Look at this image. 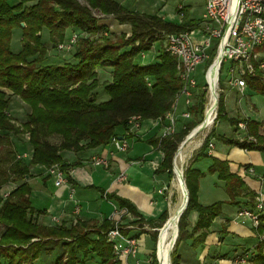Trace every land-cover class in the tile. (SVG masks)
I'll list each match as a JSON object with an SVG mask.
<instances>
[{
    "label": "trees",
    "instance_id": "1",
    "mask_svg": "<svg viewBox=\"0 0 264 264\" xmlns=\"http://www.w3.org/2000/svg\"><path fill=\"white\" fill-rule=\"evenodd\" d=\"M85 1L87 6L76 0H17L15 5L0 0V143L4 140L10 142L8 133L15 136L28 133L31 146V158L27 163L16 158L10 150H6L1 159L9 165L1 171L0 184L11 181L16 186L4 198L0 193V264H47V259L51 264H89L92 260L97 264H119L106 238V232L114 226L111 219H104L100 224L76 219V223L69 227L65 222L39 223L34 214L45 212L36 211L31 206V188L25 178L30 175L31 166L50 168L57 164L69 180L68 171L78 163L66 162L61 158L60 151H81L84 147L107 145L118 136V127L128 128L132 116L139 120L158 119L164 122L165 114L171 110L183 86L176 71L175 59L165 48L147 64L136 62L134 58L141 52L149 51L160 37L166 38L169 34L197 26L198 22L189 19L187 11L179 9L183 20L177 24L155 14L145 15L128 10L115 0ZM90 9L112 15L119 23L129 24L130 37L118 43L106 37H101L102 42L86 41L75 50L76 63H47V42L56 46V42L65 37L68 27L87 33L106 29L92 16ZM44 29L49 35L47 42L42 35ZM15 30H19L21 42L17 52L11 48ZM102 67H111V81L104 86L107 99L96 103L91 90L96 85V69ZM246 82L264 97V80L259 72L255 76H246ZM12 95L18 96L30 107L26 120L19 126L8 114ZM219 104L218 115L223 105L222 102ZM202 120H192L180 131L154 140L163 153L158 170L171 176L173 157L179 144ZM247 126L248 135L260 141L234 140L229 144L245 150L263 151L264 138L257 134L259 123L247 121ZM49 133L61 135V142L49 143L44 138ZM82 141L85 144H81ZM207 148L208 143L192 157L184 171L188 202L179 218L176 237L178 234L180 241L190 239L193 246L203 244L208 228L220 215L223 204L218 202L202 206L196 201L198 181L203 173L192 164L208 157ZM208 171L217 173L224 182L229 196L227 203L238 206L236 198L243 197L248 198L245 205L254 207L256 195L248 190L240 176L229 170L227 161L211 158ZM105 196L115 200L120 209L136 214L129 200L114 193H106ZM190 209L198 215L191 230L187 231L186 214ZM133 222L142 225L140 220ZM122 232L127 234L129 230L123 229ZM255 232L264 235V210ZM155 235L156 232H152L151 237L155 239ZM175 244L172 263L179 264V245ZM58 247L63 250L61 253L57 252ZM153 253L152 257L156 260L155 251ZM248 262L264 264V238L257 240Z\"/></svg>",
    "mask_w": 264,
    "mask_h": 264
},
{
    "label": "crops",
    "instance_id": "2",
    "mask_svg": "<svg viewBox=\"0 0 264 264\" xmlns=\"http://www.w3.org/2000/svg\"><path fill=\"white\" fill-rule=\"evenodd\" d=\"M7 2L10 5H15L17 0H7ZM20 47V45L17 46V50L13 51L17 52ZM146 52L140 53L142 59L145 58ZM138 62L141 64L150 63L143 62V60ZM247 87L250 86L246 82V87L242 92L235 88H229V93L233 95L235 102L231 108L228 105L225 106L226 112L228 115H238L247 121L258 122V131L264 135V119H261L259 115H255L256 117L244 115L243 117L238 113L236 102L240 103L242 99H245L249 110L253 113L254 111H260L262 108L264 109V97L252 89L249 90L250 94H247ZM4 91L10 93L8 90L4 89ZM14 97L16 96H11L8 114L11 112L16 113L17 111L12 104ZM184 109L185 105L181 97L175 109V115L178 116L175 126L176 132L189 125L192 121L190 117L189 119L180 116ZM13 121L15 122L14 118ZM240 124L244 123L240 122ZM167 125L166 119L164 122L158 119H146L139 120L137 126L129 124L126 130L118 127L116 130L117 137L119 139L123 138L128 142L129 146L126 151H116L110 144L77 152L66 151L65 154H62L63 159L68 163L77 162L78 165L68 171L69 180L65 177L66 182L60 185H55V177L44 166H31L29 168L30 175H27L25 179L29 180L32 177L33 180L41 179L43 183L42 189L30 187V203L33 195H38L40 200L44 202V206L41 209H36L31 205L36 211L44 210L45 212L43 214H34L35 219L42 224H59L61 222L68 224L71 220L76 219L100 224L104 219H110L114 210L117 209L122 214V222H129L131 218L133 221L140 220L142 225L148 227L137 234L138 243L144 240V246L138 244L137 264H149L148 255L150 250L146 246L145 241L146 237L147 240H150L152 234L148 233V231H156L159 228L158 226H163L169 212L167 191L163 194L157 192L163 186L168 187L169 177L166 172L158 170L163 159V153L154 142L155 139L162 137L166 133ZM228 129H231L230 126H224L223 132L228 131ZM238 132H235L238 137L240 134L246 135V129L242 128ZM8 137L10 142L4 140L0 143V150L3 151V156L6 150H10L15 154L16 158L22 159L23 157H18L24 154H21L20 146L13 139L11 133H8ZM218 141L221 144L220 148L218 149L215 142H211L213 146L212 148H207V155L210 158L214 157L227 161L229 170L242 178L248 190L255 195L261 193L264 201V150L242 149L243 152L240 150V153L245 156V160L243 162H235L223 155L229 151H235L239 147ZM219 154L221 155L218 156ZM25 157L28 160L31 158V149L25 154ZM96 157L107 159L108 165L95 164L93 159ZM205 158L192 164L193 167L203 173L198 183L201 182L206 174L201 168ZM28 160L24 162L27 163ZM210 164L211 159H209ZM121 174L124 175L123 179H120ZM11 184L16 186V183L10 181L3 186L1 185L0 190L2 188L4 190L8 189L7 191L12 190ZM28 184H30V181H28ZM106 193H114L121 198L129 200L134 206L136 214L133 215L124 209H120L115 200L106 198ZM236 200L239 202L238 206H233L227 202L222 205L221 213L211 222L202 245L193 246L190 239L180 243L179 253L181 259L179 264H233L231 257L234 256L237 249H249V252L253 250L257 240L249 220L239 221L235 218L238 208L244 206L243 204L248 201V198L237 197ZM197 215V212H195L189 222L191 228L197 221ZM116 218L114 217V219ZM141 250L144 254L140 253ZM128 262L136 264L133 260Z\"/></svg>",
    "mask_w": 264,
    "mask_h": 264
},
{
    "label": "rangeland",
    "instance_id": "3",
    "mask_svg": "<svg viewBox=\"0 0 264 264\" xmlns=\"http://www.w3.org/2000/svg\"><path fill=\"white\" fill-rule=\"evenodd\" d=\"M76 1L83 6H87V2L85 0H76ZM117 1H118V3H120L123 7H125L128 10L136 11L138 13L145 14V15H154L155 14L163 20L173 21L177 24L182 22V20H183L181 12L179 11V9L181 11H184V10L187 11V13L189 15L188 16L189 19H193V20L197 21L198 23L201 20L203 0H117ZM90 10H91L92 16L95 19H97L98 23L103 24L106 27V29L101 30L97 33H87L85 31H81L80 29H78L76 27H68L66 29V32H65V37L62 39V41L56 42V44L58 45L59 43L68 39L72 34H76L77 35V41H76L75 46L69 50H66V51L65 50H59L57 48V45L53 46L48 41L49 35H48L47 30L44 29L42 31V35H43L44 40L46 42L48 41L47 42V51H46V56H47L46 62L47 63H52V64H64V63L74 64V63H76L77 59L74 58L75 50L78 47H82L81 44L85 43L86 41H92L93 43H97V42H102L103 39H101V37L102 38L106 37L111 42L118 43V42H121V40H125V39L130 37L131 26L129 24L119 23L114 16L103 14L99 10H96V9H90ZM19 45L21 46L20 33H19V31L15 30L13 35H12V40H11L12 50L16 51L17 46H19ZM164 46H165V36L160 37V39L152 45V48L148 52H146L145 58L142 59L140 57V54H138L134 58V60H136V62L139 60H143V62H146V63L152 62L153 58L156 59L158 53L162 49H164ZM211 60H212V57L210 55L209 59L205 63L200 64L194 73V77L197 79L198 86H197V89L194 91L195 92L194 98H193L194 105L191 108L190 118L193 121H195L196 119H200V118L203 119L204 114H205V109H207V106H208L209 93L207 90H205L203 88V85H204L203 71H204L205 67L211 63ZM40 65H42V64H40ZM229 65H230V63L228 61H223V64L221 66L220 81H219L220 90L217 91V93H218L217 94V108H216L217 112H216V117H215L213 123L209 126H206L201 132L196 134L184 147V149H185V158L183 160L184 162L182 161L181 163H179V168L182 170L183 178H184L185 168L191 162L192 157L196 156L198 154L199 150L204 145H206V143L215 142L216 146L219 149L221 144L218 140L223 141L227 144H229V141H234V140H238V141L249 140V141H252L254 143H257L258 141H260V140H257L254 136L248 135L247 120L240 118V116H238V115H233V116L228 115L226 112L225 106L228 105V107L231 108L232 104L235 102L233 95H231V93H229V86L227 84ZM257 72H259V75L261 76L262 80H264L262 77L263 76L262 70L259 69V67L256 68V74H257ZM110 81H111V67H102V68L96 69V85L91 90V94H92L93 98L95 99L96 103L102 102L103 100L107 99V95L104 92V86ZM89 82L90 81H88V83ZM250 89H251L250 87L246 88L247 94L250 92L249 91ZM12 101H13L12 104L17 109V111H16V113L11 112L10 116L12 118H14V120H15V122L13 121L14 124L19 126L20 124H22L26 120V115L30 112V107L26 103H24L18 96L14 97ZM220 102H222V104H223L222 105L223 111L221 110L220 115H218ZM236 106L239 110L238 113L243 117H244V115H246V116L247 115H253V117H256L259 115V117H261V119H264V109L262 108L258 112L254 111V113L251 112V110H249V108H248V103L245 101V99L244 100L242 99V101H240V103L236 102ZM201 108H202V110H201ZM240 122L244 123L243 129H246V135L243 134L244 135L243 136L240 134L241 136L239 135V137H238V134L236 135L235 132L236 131L238 132L242 129ZM228 123H229V125H228ZM224 126H230L231 129H228V131L223 132ZM250 131H252V130L250 129ZM257 134L264 138V135L260 134L259 131ZM12 137L16 141V143L20 146L19 150L21 151V154L22 153L26 154L30 151L31 146H30L29 141H28V133L21 134L19 136H15L12 134ZM44 138L51 144H58L62 140L61 135L56 134V133H49V134L45 135ZM81 144H85V141L84 142L82 141ZM85 149H91V148H85L84 147L83 149H81V151L85 150ZM240 150L242 151V148H236L235 151H233V150L229 151L226 154H224L223 156H226L227 159L235 161V162H243L245 160V156H243L240 153ZM66 151L77 152V151H73V150H62L59 152L62 159H63L62 154H65ZM217 151H220V150H217ZM220 155L221 154H219L218 156H220ZM2 157H3V151L0 150V175H3V172L1 173V171H3L4 169H7L6 166L9 165L8 163L5 164V162H3V160H1ZM24 157L21 160L26 162V160H28V158L27 157L24 158ZM209 159H211L209 156L206 157L205 160H203V162L201 164V168H202L203 172L206 174H205V176H203L201 182L198 183V190H197V196H196L197 203L201 204L202 206H207V205H210L213 203H218V202H222L224 204L229 200V196H228V194L225 190V187H224V182L218 178L217 173L208 171ZM26 181L27 182L30 181L29 185L33 189L34 188L42 189L43 183H42L41 179L33 180V178L31 177L29 180H26ZM6 183H8V182H6ZM3 185L4 184H2V186ZM10 186L12 188L15 187L14 184L13 185L11 184ZM176 187L177 186H176V181H175V173L173 172V164H172V174H171V176H169V184H168V189H167V196H168L167 201H168V205H169V212H170V209L174 205L178 204V202L180 201V192H179L178 188H176ZM7 190L8 189L4 190V188H2L0 190V193H1L3 198L6 197L10 191H12L11 189L9 191H7ZM31 201H32L31 205L33 207H35L36 209H41L44 206V202L42 200H40L38 195L37 196L33 195L31 198ZM254 202H255V198H254ZM243 205L244 206H242V207H245V208H253V207L245 205V203ZM242 207H240V208H242ZM169 212H168V217H169ZM195 212H196L195 210L190 209V210H188V212L186 214V223L188 224L187 228H186L187 231L191 230L189 222L192 219L193 214ZM262 214H263V212L261 213V215ZM261 215H260V217H261ZM32 217H34V216L32 215ZM238 220L243 221V220H247V219L239 218ZM259 221H260V218H259ZM75 223H76V220H71L68 224H66V226L69 227L71 225H74ZM133 224L138 225L137 223H133ZM250 224H251V222H250ZM161 227H159L158 229H161ZM252 228L255 231V229L257 227L252 226ZM1 230L2 229L0 228V232H1ZM141 231H143V230H134L136 235ZM152 232H156L155 239L151 237L150 240H147V237H146L145 243H146V246L149 247V250H150L149 251L150 253L148 255V257L151 258L149 260V264H158L157 259L155 260L152 257V255L154 256V253H153L154 251H155V256L157 255L156 249L158 246L157 243L159 241V231L158 230H156V231L149 230L148 231V233H150V234H152ZM255 234H256V232H255ZM177 237H178V235H177ZM177 237H176V231H175V234H174V237L172 240V248L170 251V262H171V264H173L172 263V255H173V252H174L175 247H176L175 243H178V245H180V243L182 241H184V240L180 241L179 238H177ZM184 237L185 236H183V238ZM143 238H145V237H143ZM263 238H264V235L256 234V238H255L256 240L263 239ZM138 244L141 246H144V240L140 241ZM56 250L58 253H61L63 251L61 249V247L56 248ZM140 253L144 254L142 252V250L140 251ZM250 254H251V252H249V249H241V250L237 249L234 256L231 257V261L233 264H249L248 260H249ZM48 260L49 259H47V264L49 262ZM49 264H51V263L49 262ZM89 264H97V262H94L92 260V261H89ZM200 264H204V263H200Z\"/></svg>",
    "mask_w": 264,
    "mask_h": 264
},
{
    "label": "built area",
    "instance_id": "4",
    "mask_svg": "<svg viewBox=\"0 0 264 264\" xmlns=\"http://www.w3.org/2000/svg\"><path fill=\"white\" fill-rule=\"evenodd\" d=\"M76 41L77 35L72 34L68 39L59 43L57 48L69 50L75 46ZM164 48L174 57L177 74L183 82L171 110L165 114L168 122L165 134H171L175 131L178 120L175 109L179 98H183L185 105L180 116L190 117V109L194 105V91L198 86L194 73L200 64L209 59L210 55L211 63L203 71V88L208 93L211 91L212 75L215 78V93L218 94L217 91L220 90V70L223 61L230 63L227 80L229 88L242 92L246 87V76H255L257 67L262 70L264 79V0H203V13L197 26L167 35ZM213 68L214 74H212ZM138 121V117L132 116L129 124L137 126ZM241 127L243 128L244 124H241ZM109 144L116 151H126L129 146L127 140L118 137H113ZM212 146L209 142L208 148ZM24 156L25 153L18 157ZM93 162L97 165H108L107 159L102 157L94 158ZM47 169L55 177V185L66 182L65 173L61 171L59 165L55 164ZM123 178L124 175L121 174L120 179ZM167 189V186H163L157 192L163 194ZM263 210V196L259 193L255 196L254 207L238 208L235 218H245L251 222L253 227H257ZM114 217L117 218L114 219ZM121 217L122 214L115 209L110 218L114 226L106 232L107 241L111 244L115 260L119 264H130L129 260L137 264L138 238L134 230L148 227L133 224L129 216V222L124 223ZM123 229L129 230V233L124 234Z\"/></svg>",
    "mask_w": 264,
    "mask_h": 264
},
{
    "label": "bare ground",
    "instance_id": "5",
    "mask_svg": "<svg viewBox=\"0 0 264 264\" xmlns=\"http://www.w3.org/2000/svg\"><path fill=\"white\" fill-rule=\"evenodd\" d=\"M212 72H213L212 74H214V68L212 69ZM214 82H215V78H214V75H212L211 91L209 93V102H208V106H207L206 113H205L206 114L205 123L207 126L211 125L216 117L217 94L214 93V87H215ZM185 145L182 146L177 151V154L175 157V167H176V173H177L175 174V181H176V186H177L176 188H178L180 192V201L178 202V204L174 205L170 209L169 217L167 219L165 226L159 229L160 230L159 231V241L157 243L158 246L156 249V253H157L156 259H157L158 264H171L170 251L172 248V240H173L176 228H177L179 218L184 211L182 210V206L184 205V197H183L184 187H183V184L179 176V170H181L179 168V163H181L185 158V149H184Z\"/></svg>",
    "mask_w": 264,
    "mask_h": 264
},
{
    "label": "water",
    "instance_id": "6",
    "mask_svg": "<svg viewBox=\"0 0 264 264\" xmlns=\"http://www.w3.org/2000/svg\"><path fill=\"white\" fill-rule=\"evenodd\" d=\"M21 25H23V23H21ZM215 93V91H214ZM206 114H204V118L203 120L196 126L194 127L187 135L186 137L184 138V140L180 143V145L178 146L175 154H174V157H173V172L175 174L176 173V167H175V157H176V154H177V151L182 147L184 146L185 144H187L194 135L198 134L199 132H201L207 125L205 123V119H206ZM179 176H180V180L183 184V187H184V192H183V197H184V205L182 206V210H184L186 208V205H187V202H188V191H187V188H186V185H185V181H184V178H183V173H182V170H179ZM167 222V220H166ZM166 222L163 224L162 227L165 226ZM160 231V230H159ZM178 235V234H177Z\"/></svg>",
    "mask_w": 264,
    "mask_h": 264
}]
</instances>
